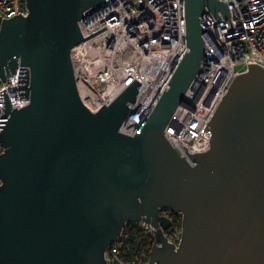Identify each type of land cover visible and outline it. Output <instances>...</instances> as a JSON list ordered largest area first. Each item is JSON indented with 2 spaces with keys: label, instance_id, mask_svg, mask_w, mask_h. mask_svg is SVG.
Returning <instances> with one entry per match:
<instances>
[{
  "label": "water",
  "instance_id": "water-1",
  "mask_svg": "<svg viewBox=\"0 0 264 264\" xmlns=\"http://www.w3.org/2000/svg\"><path fill=\"white\" fill-rule=\"evenodd\" d=\"M103 1L26 0V15L0 19V77L18 73L26 100L12 108L0 91V264H108V245L140 221L154 230L145 264H264V69L235 76L204 151L184 154L165 132L199 71L200 16H230L227 4L183 0L188 51L128 135L138 81L93 112L73 73L71 49L106 28L84 37L78 21ZM165 209L181 215L177 243Z\"/></svg>",
  "mask_w": 264,
  "mask_h": 264
},
{
  "label": "built area",
  "instance_id": "built-area-1",
  "mask_svg": "<svg viewBox=\"0 0 264 264\" xmlns=\"http://www.w3.org/2000/svg\"><path fill=\"white\" fill-rule=\"evenodd\" d=\"M221 1L227 4L230 16L224 18L218 12L221 19L217 20L207 11L212 22L206 13L200 16L205 30L199 71L165 127V132L184 154L208 148L210 126L207 122L235 76L246 72L251 63L264 69V0ZM27 12L26 0H0V19ZM78 26L84 37L106 27L71 49L73 73L82 102L95 112L136 79L139 89L135 101L130 103V115L119 128L122 133L133 135L156 99L167 89L185 53L182 51L186 47L184 1L104 0L89 13L84 12ZM17 84L18 73L9 75L8 82L7 78L0 77V91L5 89L12 108L26 103L11 89ZM2 107L0 94V130L1 121L7 118L1 116ZM206 124L208 128L204 130ZM177 215L180 219L181 215ZM176 223L172 222L168 229L173 234L169 238L173 243L179 241L181 234V223L178 229L174 226ZM122 234L123 231L108 245L107 263L112 264L115 258L124 264H141L118 258Z\"/></svg>",
  "mask_w": 264,
  "mask_h": 264
},
{
  "label": "trees",
  "instance_id": "trees-1",
  "mask_svg": "<svg viewBox=\"0 0 264 264\" xmlns=\"http://www.w3.org/2000/svg\"><path fill=\"white\" fill-rule=\"evenodd\" d=\"M0 147V152H1ZM168 212L166 215L172 220V222H180L179 216L177 214L172 213L168 209H165ZM139 231V232H138ZM134 224L128 223L125 225L122 240H126L125 243L127 245L122 246L119 250V256L131 259V260H139L141 264H145L147 261L148 253L152 248L154 242V235L152 233H148L142 229H138ZM169 230L164 231V234L169 239Z\"/></svg>",
  "mask_w": 264,
  "mask_h": 264
},
{
  "label": "rangeland",
  "instance_id": "rangeland-1",
  "mask_svg": "<svg viewBox=\"0 0 264 264\" xmlns=\"http://www.w3.org/2000/svg\"><path fill=\"white\" fill-rule=\"evenodd\" d=\"M1 147V146H0ZM3 148L1 147V150H2ZM134 225H136V227H137V231H138V229H142L143 228V230L144 231H147L148 233H152L153 235H154V230L150 227V225H147V224H145L144 222H142V221H140V222H137L136 224H134ZM174 226H177V228L176 229H178L179 228V225H178V223H176ZM152 231V232H151ZM175 230H174V227L172 228V232H174ZM139 232V231H138ZM169 235L172 237V233L170 232L169 233ZM126 242V240H122V241H120V243H119V248L121 249L122 248V246H124V245H127V243H125ZM118 258L120 259V260H122V261H124V262H127V263H130L132 260L131 259H129L128 258V256H127V258H125V260L122 258V257H120L119 255H118ZM147 259H148V257H147ZM137 262H140L139 260H137ZM147 262V261H146Z\"/></svg>",
  "mask_w": 264,
  "mask_h": 264
},
{
  "label": "flooded vegetation",
  "instance_id": "flooded-vegetation-1",
  "mask_svg": "<svg viewBox=\"0 0 264 264\" xmlns=\"http://www.w3.org/2000/svg\"><path fill=\"white\" fill-rule=\"evenodd\" d=\"M167 212H168L167 210H163V211H161L160 214H161V215H164V216H167V215H166ZM167 217H168V216H167Z\"/></svg>",
  "mask_w": 264,
  "mask_h": 264
},
{
  "label": "bare ground",
  "instance_id": "bare-ground-1",
  "mask_svg": "<svg viewBox=\"0 0 264 264\" xmlns=\"http://www.w3.org/2000/svg\"><path fill=\"white\" fill-rule=\"evenodd\" d=\"M182 51L183 52H186V51H188V47L186 46V47H184L183 49H182ZM182 58V57H181Z\"/></svg>",
  "mask_w": 264,
  "mask_h": 264
},
{
  "label": "clouds",
  "instance_id": "clouds-1",
  "mask_svg": "<svg viewBox=\"0 0 264 264\" xmlns=\"http://www.w3.org/2000/svg\"><path fill=\"white\" fill-rule=\"evenodd\" d=\"M170 211V210H169ZM177 214V213H176ZM172 221V220H171ZM180 223H181V218H180ZM170 228V227H169ZM168 230V229H167Z\"/></svg>",
  "mask_w": 264,
  "mask_h": 264
}]
</instances>
